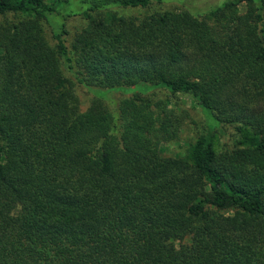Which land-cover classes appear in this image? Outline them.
I'll return each mask as SVG.
<instances>
[{
    "label": "trees",
    "instance_id": "obj_1",
    "mask_svg": "<svg viewBox=\"0 0 264 264\" xmlns=\"http://www.w3.org/2000/svg\"><path fill=\"white\" fill-rule=\"evenodd\" d=\"M152 4L0 0V264H264V0ZM138 84L205 113L183 154L168 99L78 91Z\"/></svg>",
    "mask_w": 264,
    "mask_h": 264
},
{
    "label": "rangeland",
    "instance_id": "obj_2",
    "mask_svg": "<svg viewBox=\"0 0 264 264\" xmlns=\"http://www.w3.org/2000/svg\"><path fill=\"white\" fill-rule=\"evenodd\" d=\"M232 0H163V4H152L149 8L143 10H126L119 11L120 14H125L126 16H134L136 18H142L145 14L152 13L154 11H164V10H183L186 9L194 16L203 15L210 10H213L225 2ZM243 4H241L240 9L243 11ZM80 11L77 3L71 1L67 7L63 10V16L66 12H72L77 14ZM115 12V10H114ZM118 12V10H117ZM67 19V30L69 32L68 39H72L73 35L80 31L85 25V21L79 15L68 17ZM46 32L48 35L50 30L46 26ZM80 98L82 99V106L86 107L89 105L90 100L95 97L101 99L108 108L113 112L116 108L117 102L120 99L131 97L135 95H145L151 96L153 98L168 99L171 107L176 109H184L188 112V120L185 122L181 128V132L177 139L173 140L171 143L162 144L160 146L162 150V155L166 157H175L179 154H183L187 148V145L194 142V140L204 132V128L207 125L205 113L193 102L192 98L188 95H175L171 97L166 91L156 88L150 84H138L133 87H122L113 90H103L98 88H93L92 90L78 89ZM87 108V107H86ZM226 137L223 142L224 145L231 147L233 144V139Z\"/></svg>",
    "mask_w": 264,
    "mask_h": 264
}]
</instances>
